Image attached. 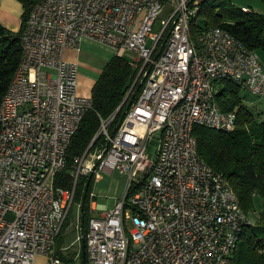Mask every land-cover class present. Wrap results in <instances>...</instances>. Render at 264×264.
<instances>
[{
  "label": "built area",
  "instance_id": "2783aa9c",
  "mask_svg": "<svg viewBox=\"0 0 264 264\" xmlns=\"http://www.w3.org/2000/svg\"><path fill=\"white\" fill-rule=\"evenodd\" d=\"M200 1L32 5L21 60L0 106V264H36L39 254L46 264H68L56 254V240L77 186L82 178L98 181L103 171L116 170L127 181L112 208L90 193L86 264L232 263L250 218L228 180L200 156L193 128L234 130L237 114L222 110L217 81L232 79L263 96L264 66L258 51L222 26L192 35ZM85 38L120 56L134 52L131 64L139 70L127 94L138 82L141 89L118 123V108L100 116L98 131L71 164V187H56L72 138L92 107V96L80 93L77 63L65 55Z\"/></svg>",
  "mask_w": 264,
  "mask_h": 264
},
{
  "label": "trees",
  "instance_id": "16d2710c",
  "mask_svg": "<svg viewBox=\"0 0 264 264\" xmlns=\"http://www.w3.org/2000/svg\"><path fill=\"white\" fill-rule=\"evenodd\" d=\"M20 1L25 7L22 28L12 32L0 24V106L21 60V33L25 21L32 5L39 0ZM199 6L198 13L191 20L195 38L202 30L219 25L250 48L264 51V0H259L257 4L252 0H201ZM138 70L132 66L126 54H115L105 64L91 90L92 107L86 111L68 147L67 165L55 176L56 187H71L74 157L83 152L98 131L100 116L107 118L117 110ZM138 83L134 87V99L141 89H137ZM217 84L218 103L222 110L236 112L237 126L227 132L197 124L193 133L197 138L200 156L228 180L242 209L250 218L241 229L231 264H264V119L246 104L242 93L245 88L240 82L221 79ZM125 106L117 112L115 124L123 117ZM91 183L89 177L83 178L75 195L78 203L85 202V233L90 214ZM66 226L67 221L62 230ZM56 254L68 264H83L81 249L79 260L76 259V252H64L60 247H56Z\"/></svg>",
  "mask_w": 264,
  "mask_h": 264
},
{
  "label": "crops",
  "instance_id": "0c3cea01",
  "mask_svg": "<svg viewBox=\"0 0 264 264\" xmlns=\"http://www.w3.org/2000/svg\"><path fill=\"white\" fill-rule=\"evenodd\" d=\"M24 10V4L20 0H0V24L12 32H18L23 25ZM96 44L104 49V54H102V56H97L96 53L92 51V47ZM258 54L264 66V51H258ZM65 55L68 60L76 62L78 65L80 93L91 95V90L95 81L100 76L105 64L115 55V52L113 48L108 45L85 38L79 50L68 49ZM94 59H96L95 62H99V65L93 63ZM245 91L249 92L244 94V99L248 107L264 119V95L259 96L253 94L246 88Z\"/></svg>",
  "mask_w": 264,
  "mask_h": 264
},
{
  "label": "rangeland",
  "instance_id": "374dc122",
  "mask_svg": "<svg viewBox=\"0 0 264 264\" xmlns=\"http://www.w3.org/2000/svg\"><path fill=\"white\" fill-rule=\"evenodd\" d=\"M253 3H259V0H252ZM167 7H164L163 13H165ZM160 20L159 18L153 30L157 31L160 28ZM150 43V41H149ZM101 46L96 44L92 47V51L96 53L97 56H102L104 54V49ZM126 57L130 61L136 58V54L134 52L128 51L126 53ZM100 60V59H99ZM96 59L93 60V63L99 65V62H95ZM244 94L249 93L243 89ZM243 94V95H244ZM159 145V135L156 134L153 141L149 147V155L152 159L156 157L157 147ZM83 179V178H82ZM81 179V180H82ZM127 181V176L120 172L113 171L112 173L103 171V177L101 180H93L91 183V189L96 193L95 199L101 205H106L107 208H112L117 201V198L121 197L125 190V184ZM80 208L81 204L78 201H74L70 212L67 217V226L65 229L62 230L61 234L57 237L56 240V247H60L61 249H65L64 252H76V259L79 260L78 250L81 249V240L78 239L80 236V223H81V216H80ZM98 215V214H97ZM254 215L257 216V213ZM129 228H134L135 224L132 221L127 222ZM47 257L39 254L36 257V264H46Z\"/></svg>",
  "mask_w": 264,
  "mask_h": 264
},
{
  "label": "water",
  "instance_id": "95a60500",
  "mask_svg": "<svg viewBox=\"0 0 264 264\" xmlns=\"http://www.w3.org/2000/svg\"><path fill=\"white\" fill-rule=\"evenodd\" d=\"M140 83L137 86V89L140 87ZM135 91L132 93V95L129 97V95L127 94L124 98V100L122 101V103L119 105L118 109L120 110L125 104V109H124V113L127 111V109L130 107V105L132 104L133 98L135 96ZM81 223H80V240H81V252H82V260H83V264L87 263V257H86V243H85V225H84V210H85V202L83 201L81 203Z\"/></svg>",
  "mask_w": 264,
  "mask_h": 264
}]
</instances>
